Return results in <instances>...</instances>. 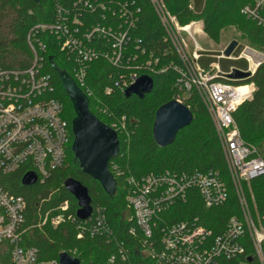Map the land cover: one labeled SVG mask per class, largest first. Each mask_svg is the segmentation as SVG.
<instances>
[{"label":"trees","instance_id":"1","mask_svg":"<svg viewBox=\"0 0 264 264\" xmlns=\"http://www.w3.org/2000/svg\"><path fill=\"white\" fill-rule=\"evenodd\" d=\"M193 0H163L179 26L200 21L202 32L214 43L221 33L234 28L248 44L264 54V32L241 14L253 0H204L201 9ZM50 28L39 29V26ZM58 25L65 27L64 31ZM190 29V28H188ZM69 39L72 42L67 43ZM202 55V54H201ZM52 57L61 70L73 79L74 72L84 69L82 91L89 100V110L109 127L124 120L128 132L125 142L117 132L120 153L112 162L119 166L116 193L107 196L101 186L82 174L74 163L71 151L73 136L67 147L64 166L50 178L34 186H23V170L2 182L16 195L27 201L28 233L25 243L37 251L38 264H53L61 252L79 259L80 264L109 263L123 245L131 264H150L137 254V243L128 234L133 226L126 208L128 187L126 178L169 170L175 173L216 172L224 182L228 199L217 208L205 210L198 194L188 193L186 201H178L163 219L168 222L197 217L199 223L217 232L231 216L238 215V203L214 127L199 97L179 91V62L148 0H0V71H25L35 58L42 74H48L54 91L51 97L63 105V117L71 124L74 118L71 103L63 91L57 74L49 64ZM148 75L154 88L143 99L126 98L131 75ZM233 85L253 84L252 98L233 113L241 138L246 144L258 146L264 140V61L253 76L229 81ZM193 115L189 126L181 129L174 142L158 147L152 138L156 110L163 104L180 99ZM110 165V164H109ZM73 178L84 185L92 200L93 216H104L109 230L91 236L79 234L80 222L65 221L57 227L38 226V211L45 212L64 201L75 215L77 203L66 192L63 182ZM252 208L264 210V176L244 185ZM3 264H7L1 260Z\"/></svg>","mask_w":264,"mask_h":264},{"label":"built area","instance_id":"2","mask_svg":"<svg viewBox=\"0 0 264 264\" xmlns=\"http://www.w3.org/2000/svg\"><path fill=\"white\" fill-rule=\"evenodd\" d=\"M148 2L179 62V91L184 95L194 92L199 97L214 127L239 212L228 218L216 233L200 224L197 217L164 221L162 215L176 202H185L191 191L198 194L205 210L222 206L228 199V191L218 173L165 170L129 177L125 181L126 208L133 226L128 234L137 243L140 259L150 264H264V210L252 208L244 188L250 181L264 176V156L257 146L243 141L233 118L238 107L252 98L255 86L229 83L234 80L228 78L234 69L223 73L217 62L201 66V49L195 43L189 52L186 43L191 34L185 29L196 22L181 27L163 0ZM241 14L264 32V0H253L242 8ZM46 28L50 27L39 26L42 30ZM58 29L64 31L65 27L58 25ZM70 42L71 39L66 44ZM250 53L247 58L250 65L242 72L253 76L261 61L260 55ZM223 57L222 52L216 59ZM37 65L35 58L33 66L25 71H0V264H3L1 260L7 264H38L36 249L27 246L24 239L29 230L27 201L2 182L7 183V178L20 170H23L21 179L32 172L36 184L45 182L64 166L72 135L71 124L63 117L62 103L51 97L54 88L50 76L42 74ZM137 78L131 75L128 86ZM74 80L80 88L85 86L83 68L74 72ZM176 101L182 103L181 98ZM111 128L123 135L125 142L128 140L124 120ZM112 160L109 171L120 176L119 166ZM75 220L80 222L77 238L85 233L93 236L109 230L102 214L93 216L92 212L87 220H78L69 211L68 201L44 213L38 211L39 227L47 223L57 227ZM117 256L119 264H131L123 245L109 258V263L115 262Z\"/></svg>","mask_w":264,"mask_h":264},{"label":"water","instance_id":"3","mask_svg":"<svg viewBox=\"0 0 264 264\" xmlns=\"http://www.w3.org/2000/svg\"><path fill=\"white\" fill-rule=\"evenodd\" d=\"M33 1L39 2L40 0ZM236 47L237 42H231L224 50V56L230 57ZM260 61L263 62L262 56H260ZM49 64L57 74L73 109L71 151L74 163L82 174L96 181L107 196L113 197L116 193L117 181L109 171V162L116 158L120 152L117 133L90 112L86 94L65 70L57 67L52 57L49 58ZM247 76H249L248 72L234 69L228 78L239 79ZM153 88L152 78L148 75H141L125 89L124 96L143 99L145 95L152 92ZM192 119L193 115L189 108L176 100L161 105L155 112L152 124L153 141L160 148L170 146L174 142L176 134L189 126ZM36 182V176L32 172L25 174L21 179L23 186H34ZM63 187L77 203L76 218L80 221L90 218L93 208L88 189L73 178L64 180ZM58 264H80V261L67 252H61L58 256Z\"/></svg>","mask_w":264,"mask_h":264},{"label":"rangeland","instance_id":"4","mask_svg":"<svg viewBox=\"0 0 264 264\" xmlns=\"http://www.w3.org/2000/svg\"><path fill=\"white\" fill-rule=\"evenodd\" d=\"M203 2L204 0H193L192 5L196 7V9H201ZM201 24L202 23L198 21L191 26V36H187L186 41L188 51L190 52L193 50L195 43H197L198 47L201 49L199 53L203 56H207L203 57V59L208 60L209 62H217L223 73L231 71L232 68L246 71L250 65V62L247 60L249 55H251L250 52H255L264 59V54L248 44L234 28L224 30L221 33L219 43H214L203 35ZM233 41L237 42V47L231 53L230 57L224 56L222 59H216V56L221 55L226 47ZM253 61L256 62L257 60L253 59ZM257 147L259 153L264 156V140Z\"/></svg>","mask_w":264,"mask_h":264},{"label":"crops","instance_id":"5","mask_svg":"<svg viewBox=\"0 0 264 264\" xmlns=\"http://www.w3.org/2000/svg\"><path fill=\"white\" fill-rule=\"evenodd\" d=\"M204 36H206L204 33H203ZM203 57H207V56H203L201 55V58L199 59V63L201 66L205 67L207 66L210 62L208 60H204ZM208 59V58H207Z\"/></svg>","mask_w":264,"mask_h":264},{"label":"bare ground","instance_id":"6","mask_svg":"<svg viewBox=\"0 0 264 264\" xmlns=\"http://www.w3.org/2000/svg\"><path fill=\"white\" fill-rule=\"evenodd\" d=\"M188 28H190L191 29V27H187L185 30H190V29H188ZM250 57V56H249Z\"/></svg>","mask_w":264,"mask_h":264}]
</instances>
